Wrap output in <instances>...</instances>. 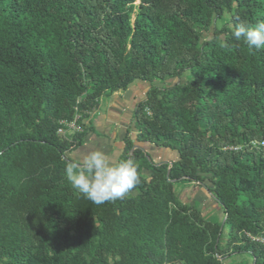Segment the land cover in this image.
I'll return each instance as SVG.
<instances>
[{
	"label": "trees",
	"instance_id": "obj_1",
	"mask_svg": "<svg viewBox=\"0 0 264 264\" xmlns=\"http://www.w3.org/2000/svg\"><path fill=\"white\" fill-rule=\"evenodd\" d=\"M259 19L264 0H0V264H264V50L232 35ZM135 81L117 163L140 183L97 205L66 179L69 153ZM174 182L204 185L222 222Z\"/></svg>",
	"mask_w": 264,
	"mask_h": 264
},
{
	"label": "clouds",
	"instance_id": "obj_2",
	"mask_svg": "<svg viewBox=\"0 0 264 264\" xmlns=\"http://www.w3.org/2000/svg\"><path fill=\"white\" fill-rule=\"evenodd\" d=\"M232 35L237 42L243 40L249 49L264 50V19L255 24L241 21ZM65 173L71 186L97 205L123 199L140 183L138 165L133 159L113 163L101 150L85 155L79 163H67ZM118 259L108 257L107 264H115Z\"/></svg>",
	"mask_w": 264,
	"mask_h": 264
},
{
	"label": "crops",
	"instance_id": "obj_3",
	"mask_svg": "<svg viewBox=\"0 0 264 264\" xmlns=\"http://www.w3.org/2000/svg\"><path fill=\"white\" fill-rule=\"evenodd\" d=\"M146 89L147 85L145 83L135 81L124 91L103 95L102 97H107L104 108H100L99 99L97 107L88 113L84 124L91 130L86 134L83 143L69 153L71 161L79 163L85 155L101 150L108 155L113 163H117L124 137L126 135L134 136L132 129L133 109L135 104L143 98ZM195 185L200 193L204 191L205 198L208 196L214 203L211 195L203 190L200 184ZM181 197L183 196L181 195ZM189 202L186 201V203Z\"/></svg>",
	"mask_w": 264,
	"mask_h": 264
},
{
	"label": "rangeland",
	"instance_id": "obj_4",
	"mask_svg": "<svg viewBox=\"0 0 264 264\" xmlns=\"http://www.w3.org/2000/svg\"><path fill=\"white\" fill-rule=\"evenodd\" d=\"M203 35L206 36L207 32H203ZM170 81V80H169ZM172 82H176L177 80H171ZM105 100H107V97H101L99 101L100 108H104ZM152 148V147H151ZM150 148V149H151ZM149 156L151 159L155 162H159L162 160L169 161L171 159L175 158V152L166 150V149H155L152 148L151 150H147ZM144 176H148V172H143ZM174 189L176 191V194H178V197L182 203H186V201H190L191 203H194L198 210L200 211L201 215L206 219H213L219 222H222L223 214L221 211V208L214 204L210 198H205L204 191H201L198 189V187L194 183H183V182H174L173 183ZM203 190L207 191L204 185H201ZM181 195L183 197H181ZM183 198V199H182ZM184 200V201H183ZM189 202V203H190ZM206 202V203H205ZM215 205V206H214ZM223 236H226L228 232V227L225 225L223 227ZM224 239H222V242ZM242 259H247L246 255H233L231 257H226L222 261L224 264H228L232 261H239Z\"/></svg>",
	"mask_w": 264,
	"mask_h": 264
},
{
	"label": "built area",
	"instance_id": "obj_5",
	"mask_svg": "<svg viewBox=\"0 0 264 264\" xmlns=\"http://www.w3.org/2000/svg\"><path fill=\"white\" fill-rule=\"evenodd\" d=\"M75 119H76V118H75ZM75 119H73V121H72V120H71V121H64V120H63V121H60V124H61L62 126H64L63 128H65L66 131H68V132H72V131H80V130H81V129H80V126H79L78 124H76ZM63 128L59 127V128H58V133H64ZM258 144L263 145V144H264V141L262 140V141H260V143H259V142H256V141H252V142H251V145H252V146H255V145H258ZM234 149H236V148H234ZM251 238H252L253 240H258V241L264 243V238H262V237H251Z\"/></svg>",
	"mask_w": 264,
	"mask_h": 264
},
{
	"label": "water",
	"instance_id": "obj_6",
	"mask_svg": "<svg viewBox=\"0 0 264 264\" xmlns=\"http://www.w3.org/2000/svg\"><path fill=\"white\" fill-rule=\"evenodd\" d=\"M137 146L136 145H133L132 149L136 148ZM167 174H168V171H167Z\"/></svg>",
	"mask_w": 264,
	"mask_h": 264
}]
</instances>
